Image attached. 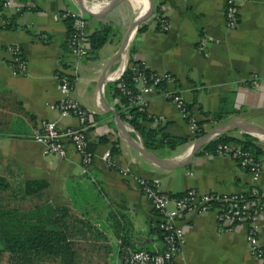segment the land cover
<instances>
[{"label":"crops","instance_id":"0c3cea01","mask_svg":"<svg viewBox=\"0 0 264 264\" xmlns=\"http://www.w3.org/2000/svg\"><path fill=\"white\" fill-rule=\"evenodd\" d=\"M226 1L120 0L110 11L87 19L88 36L104 24L114 31L94 58L87 53L75 57L66 44L61 13L77 14L81 9L76 0H13L21 4L19 11L13 5L0 7V169L12 168L13 179L46 180L49 201L69 207L75 264H121L125 248L151 253L163 249L157 229L159 215L138 188L137 176L158 180L161 189L170 194L187 190L245 193L252 185L249 172L233 158L211 151L198 150L186 165L174 169L154 164L124 137L115 118L116 113L124 121L115 108L117 98L105 87L119 78L131 56L151 71L172 75L167 89L183 94L204 134L226 121L264 128V0H240L239 22L234 29L224 22ZM145 10L149 13L138 25L145 27H137L127 53L114 62L106 77L102 106L99 81L103 69L118 49L119 36L124 38ZM16 14L11 23L14 27H6L4 16ZM160 19L167 20L166 31L159 30ZM202 34H206L208 44L199 49ZM11 44L20 46L27 62L23 75L12 73L7 51ZM62 72L73 82L71 95L90 111L87 135L93 161L87 169L71 144H66L65 156L59 157L46 153L32 138L33 131L46 120L62 127L79 125L76 117L60 116L51 107L62 97ZM146 101L150 118L143 121L145 128H160L162 133L186 139L173 150L150 151L164 159H184L199 137L192 134L177 106L158 92L147 95ZM207 112H221L220 119L214 120ZM125 127L134 140L142 142L132 126ZM221 134H248L256 139L262 153L258 156L261 173L255 184L264 191V140L234 124ZM113 148L116 151L111 153ZM182 223L185 243L176 257L177 264H259L246 249V224L220 232L214 211L190 212ZM259 237L264 244V219Z\"/></svg>","mask_w":264,"mask_h":264},{"label":"built area","instance_id":"2783aa9c","mask_svg":"<svg viewBox=\"0 0 264 264\" xmlns=\"http://www.w3.org/2000/svg\"><path fill=\"white\" fill-rule=\"evenodd\" d=\"M110 0L87 1L100 10ZM240 0H227L224 7V22L227 28L234 29L239 22ZM2 7L13 5L15 11H19L21 4H14L13 0H0ZM61 14L62 18L68 15ZM74 16V31L67 38L66 44L75 57L81 58L87 53L88 33L86 14L80 10ZM169 28L167 20L160 19L161 32ZM208 44L206 34H202L198 46L203 49ZM11 56V70L15 75H23L27 71V62L22 54L20 46L11 44L7 46ZM127 68V65L125 69ZM123 70V72L125 71ZM134 74L135 91L125 89L124 84H119L120 90L129 96V104L146 109V96L158 92L165 100L173 103L190 124V130L196 137L199 136L201 126L192 116L188 102L182 93L167 89L166 84L173 80L168 72H151L147 76L137 67H131ZM63 71V70H62ZM122 72V74H123ZM121 74V75H122ZM121 75L118 79H120ZM117 79V80H118ZM116 81V80H114ZM160 84L162 86H160ZM73 82L64 72L59 74V89L62 97L51 105L60 116H74L78 119V126L62 127L55 121L46 120L39 124L33 131L32 138L35 142L44 146L46 153L64 157L66 144H71L79 155L84 168H89L93 161V151L89 148L87 135L88 118L90 111L84 108L79 101L71 95ZM128 109L125 110L127 113ZM124 122L130 127L129 115L124 116ZM217 154L233 158L237 165L249 172L252 185L245 193L220 194L215 192H197L187 190L182 194H170L161 189L160 182L156 179L148 180L137 176L136 184L142 194L151 203L159 215L157 228L161 231L163 249L160 252L151 253L145 250L125 248L121 264H177L176 257L185 243L183 221L190 212L214 211L220 232L231 231L240 223L246 224L245 243L250 256L264 264V244L259 237L260 223L264 219V191L255 182L261 173V163L249 151L242 149L238 144L225 143L217 146ZM109 162V158H106ZM169 205H172L171 207Z\"/></svg>","mask_w":264,"mask_h":264},{"label":"trees","instance_id":"16d2710c","mask_svg":"<svg viewBox=\"0 0 264 264\" xmlns=\"http://www.w3.org/2000/svg\"><path fill=\"white\" fill-rule=\"evenodd\" d=\"M63 13L65 12L61 14ZM18 14L11 17L4 16L6 27H14L11 23ZM90 18L92 17L86 15V19ZM63 21L66 25L68 38L74 31V16L69 13L63 17ZM144 27L145 25L142 23L138 30H142ZM112 36H114V31L109 25L104 24L95 29L88 36L87 54H90L91 58L96 57L99 49ZM133 66L142 71L147 78L153 72L130 56L127 68L120 79L106 83L105 87L111 91L112 97L117 98L115 108L119 115L123 119L126 114L130 116L127 120L141 137L146 149L155 150L167 147L173 150L179 144L184 143L186 139L162 133L160 128H145L142 123L150 118L146 109L130 105L129 96L120 90L119 84H124L125 89L132 93L135 91L134 74L131 70ZM160 86L162 85L160 84ZM8 92L12 94L11 91ZM16 100L17 98H14V101L21 106L20 100ZM126 109H128L127 113ZM207 114H210L214 120L220 119L221 116V112H207ZM203 134L201 129L198 137ZM255 140L248 134H244L242 137L221 134L205 144L199 151L215 153L218 145L235 143L242 149L249 150L258 160L262 151ZM101 141L106 140L101 139ZM89 148L92 150L91 142H89ZM115 151L116 149L113 148L110 152L114 153ZM0 168L2 167L0 166ZM13 174L14 170L10 167L0 169V264L3 257L7 258V264H47L48 261L55 262L54 264H75V250L72 234H70L71 229L69 230L71 228L69 207L54 205L49 201L46 180L13 179L11 178ZM158 231L161 235V231L159 229Z\"/></svg>","mask_w":264,"mask_h":264},{"label":"water","instance_id":"95a60500","mask_svg":"<svg viewBox=\"0 0 264 264\" xmlns=\"http://www.w3.org/2000/svg\"><path fill=\"white\" fill-rule=\"evenodd\" d=\"M76 1H77L78 5L80 6V9L87 16H90V17H93V18L101 16L104 13L110 11L111 9H113L120 2V0H112L110 3H108L100 11L93 12L87 7V5H86L87 1L86 0H76ZM150 9H151V6L149 8V11H150ZM149 11L145 10L143 14H141L138 17L135 18V20L131 24L129 30L127 31L126 35L124 36L121 44L119 45L118 49L111 56V58L108 60L107 64L105 65V67L103 69V72L101 74L100 81H99L100 92H101V98L100 99H101L102 106L104 105L103 86L105 85L104 82L106 81V77H107L108 73L110 72L114 62L122 55V53L124 52V50L128 46V43H129V40H130V33H132V32L134 33L137 30V27H138L139 23L148 15ZM110 110L113 113H115V111L113 109H110ZM115 118H116V121H117L118 125L120 126L121 131L123 132V135L126 138V140H128L129 143L133 147H135L148 160H150L154 164H156V165H158V166H160L162 168H165V169H174V168L186 165L194 157V155L197 153V151L202 146H204L209 141H211L216 135L221 134L222 132H224L228 127H230L233 124L235 125V128H237V129H239L241 131L248 132V133H253V134L257 135L258 137H260V135L264 137V128L261 127V126H258L256 124H252V123H248V122H241V121H238V122L237 121H234V122L233 121L222 122V123L218 124L211 132H208V133L200 136L191 145V147H190L188 153L186 154L185 158L180 160V161H178V160H173V159L160 158L157 155H155L154 153H152L150 150L146 149L141 141L134 140L130 136L127 128L125 127V122L118 115H116V113H115Z\"/></svg>","mask_w":264,"mask_h":264},{"label":"bare ground","instance_id":"6f19581e","mask_svg":"<svg viewBox=\"0 0 264 264\" xmlns=\"http://www.w3.org/2000/svg\"><path fill=\"white\" fill-rule=\"evenodd\" d=\"M139 2V1H138ZM86 5H87V7L91 10V11H93V12H98L99 11V9H98V7L97 6H95V5H91V4H88V3H86ZM139 16V14L137 15V17ZM133 33V32H132ZM132 33H130V38H131V34ZM122 57V56H121ZM123 58V57H122ZM121 58V59H122ZM260 138L262 139V140H264V137L263 136H261L260 135Z\"/></svg>","mask_w":264,"mask_h":264},{"label":"rangeland","instance_id":"374dc122","mask_svg":"<svg viewBox=\"0 0 264 264\" xmlns=\"http://www.w3.org/2000/svg\"><path fill=\"white\" fill-rule=\"evenodd\" d=\"M123 38V35L121 34L120 36H119V38H118V42H119V45L121 44V39ZM131 39V38H130ZM129 42H130V40H129ZM128 46H129V43H128ZM128 46L126 47V49L124 50V52L123 53H127V48H128ZM119 47V46H118ZM25 204H27V203H25ZM7 258L6 257H3L2 258V260H1V264H7V260H6Z\"/></svg>","mask_w":264,"mask_h":264}]
</instances>
